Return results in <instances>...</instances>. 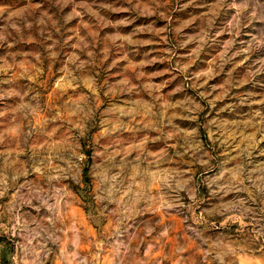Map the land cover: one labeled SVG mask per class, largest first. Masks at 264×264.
Instances as JSON below:
<instances>
[{
	"label": "rangeland",
	"instance_id": "374dc122",
	"mask_svg": "<svg viewBox=\"0 0 264 264\" xmlns=\"http://www.w3.org/2000/svg\"><path fill=\"white\" fill-rule=\"evenodd\" d=\"M0 264H264V0H0Z\"/></svg>",
	"mask_w": 264,
	"mask_h": 264
}]
</instances>
